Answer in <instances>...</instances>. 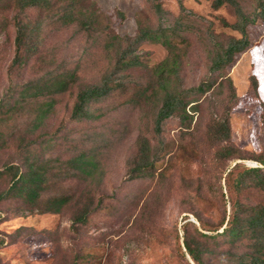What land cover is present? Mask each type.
Here are the masks:
<instances>
[{"label":"rangeland","instance_id":"obj_1","mask_svg":"<svg viewBox=\"0 0 264 264\" xmlns=\"http://www.w3.org/2000/svg\"><path fill=\"white\" fill-rule=\"evenodd\" d=\"M17 1L0 0V97L11 83L15 87L40 83L47 75L74 79L66 91L45 89L40 97L27 98L13 118L0 116V142H4L0 169L20 163L22 145L41 133L55 134L62 124L60 139L52 146L38 143L32 149L42 158L59 156L61 161L90 155L98 166L91 178L75 177L80 172L72 169L47 192L77 191L60 213L17 216L21 201L0 202V264H73L77 252L85 255L79 264H187V260L194 264L179 249L180 245L185 252L186 217L199 226L193 213L207 223L221 218L224 205L229 214L234 194L228 171L237 162L255 166L253 156L264 152V22L248 26V47L224 71L212 72L217 52L241 38L223 22L238 21L230 5L216 10L214 0H181L185 7L181 13L179 0H159L164 13L158 14L151 0H78V20L64 24L63 8L54 3L26 14L25 19L39 29L38 45L24 54L25 64L11 69ZM239 1L247 13L255 9L256 0ZM158 28L166 30L167 42L154 39L132 46L140 65L117 73L121 52L141 29ZM174 58L179 68L170 77L171 90L197 88L202 83L211 87L188 97L187 116L180 112L164 123L160 137L164 156L155 176L129 180L140 142L146 139L157 146L154 120L167 89L159 87L155 68ZM105 76L113 88L87 106L93 117L71 120L78 92L100 84ZM251 76L257 79L258 94L251 87ZM51 101L53 108L38 124L41 105ZM222 121L229 123L231 135L217 141L210 131ZM224 147L238 155L223 158ZM9 179L0 177V191L7 188ZM100 197L107 208L74 229L78 209L93 210ZM249 200H264V192L253 188ZM188 235L196 236L192 227Z\"/></svg>","mask_w":264,"mask_h":264},{"label":"trees","instance_id":"obj_2","mask_svg":"<svg viewBox=\"0 0 264 264\" xmlns=\"http://www.w3.org/2000/svg\"><path fill=\"white\" fill-rule=\"evenodd\" d=\"M151 1L155 4L157 13L163 14L164 10L159 0ZM54 3H59L63 8L64 15L61 19H65L64 24L78 20V14H80L78 12V0L17 1V12L13 17L16 31L14 40L15 56L11 69L25 64L24 54L38 45L35 36L39 29L25 19L26 14L31 10L50 8ZM179 5L182 13L185 7L181 0H179ZM224 5L232 6L238 18V21L233 25L223 21L224 24L238 31L241 38L232 39L226 47H222L217 52L211 65L212 72L224 71L232 63L234 56L248 47V26L255 25L258 20L264 22V0H256V6L252 13H247L239 0H214L212 3V7L216 10ZM154 39H163L164 43L167 42L166 30L162 28L156 30L141 29L140 34L134 39L133 43L121 52L117 61V73L121 70L138 67L140 62L138 57L133 54L134 47H131ZM173 48V45L169 44V49L173 50ZM178 68L179 61L176 58L163 61L155 68V76L158 78L159 87L164 91L167 89L163 103L154 120L153 132L157 146L153 147L151 142L146 139L140 142L138 160L130 169L129 180L155 176L158 170L157 164L164 156V142L160 138L164 123L180 112L187 116V107L190 104L188 97L195 92L202 91L204 86L211 87L210 83H202L197 88L183 91L171 90L170 77L177 72ZM71 79H74L72 75H47L40 83L28 82L24 85H17V87L11 83L0 97V116L13 118V115L17 112H21L24 100L29 97L33 99L40 97L45 89L53 88L56 92L66 91L70 86ZM250 82L252 89L258 94V83L255 76H251ZM117 86L120 85L117 84L114 88ZM112 88L111 79L109 76H105L100 84L81 89L76 96L70 119L92 118L93 115L89 113L87 106L102 100L111 92ZM20 97L21 100H19ZM53 106L52 101L43 102L35 121L41 124ZM192 106L190 108L195 109ZM218 125V128L210 131L212 138L217 141L229 139L231 135L229 123L222 121ZM64 126L62 124L55 134L44 132L36 139L22 145L19 149L22 161L20 163H7L0 169V177L8 176L10 178L7 188L0 191V202L7 200L21 201L20 214L17 216L33 214L36 211L43 214L60 213L62 208L72 202L77 195L75 190L68 193L64 191L60 194L47 195V192L55 184L61 182V180L59 181L60 176L69 174L72 169L80 172V174L77 172L74 175L78 178H91L97 172V162L90 155H74L66 161H61L59 156L42 158L41 153L32 149L38 143L52 146L56 140L60 139L58 134ZM3 145L4 142H0V147ZM234 150L230 147H224L220 155L222 154L225 159L233 158L238 155V151ZM252 159L256 163L255 166L247 167L243 162H237L227 173L230 192L234 194V196L232 195L229 214L226 205H224L221 218L212 223H207L199 213H193L199 226L186 217L183 229L185 252H182L180 245L179 249L182 256L186 257L188 255L194 264H264V200L256 202L249 200L253 188L264 192V152L256 154ZM106 208L104 197H100L97 207L93 210L89 207L78 209V212L73 216V228L87 225L93 214ZM189 227L193 228L196 236L188 235ZM205 231L210 234L204 233ZM84 260L85 255L77 252L73 264H79ZM187 264L191 263L187 260Z\"/></svg>","mask_w":264,"mask_h":264}]
</instances>
